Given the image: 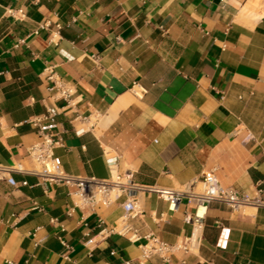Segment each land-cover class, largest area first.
<instances>
[{
  "label": "crops",
  "instance_id": "1",
  "mask_svg": "<svg viewBox=\"0 0 264 264\" xmlns=\"http://www.w3.org/2000/svg\"><path fill=\"white\" fill-rule=\"evenodd\" d=\"M57 79L74 91L66 111L50 90ZM46 107L67 175L107 179L112 160L142 186L180 190L214 171L252 194L264 188V0H0V165L34 167L31 121ZM12 176L17 187L0 181V264H139L144 241L119 232L124 196L91 213L64 185ZM136 198L141 214L128 222L141 235L174 244L190 234L193 205L170 212L157 194ZM143 264H264V208L212 203L197 250Z\"/></svg>",
  "mask_w": 264,
  "mask_h": 264
},
{
  "label": "built area",
  "instance_id": "2",
  "mask_svg": "<svg viewBox=\"0 0 264 264\" xmlns=\"http://www.w3.org/2000/svg\"><path fill=\"white\" fill-rule=\"evenodd\" d=\"M7 13L11 17L17 13L23 16L21 11L8 10ZM47 26V23L42 24L40 30ZM56 27L59 29L58 25ZM47 79L52 80V75L48 76ZM52 82L53 85L50 90L54 91L53 97L65 103L61 110L70 109L72 106L71 97L74 94L72 86L60 79ZM132 92L136 97H140L145 91L138 86H133ZM56 114L52 107H46L43 118L37 117L31 121L39 135V141L28 150V158L34 167L25 169L19 163L0 165V181L6 182L11 187H17L18 184L12 175L13 173H23L35 176L43 183L64 185L71 189L69 194L75 197V206L91 213H95L100 206H110L124 196L125 200L121 204L124 217L119 232L121 235L128 234L131 241H144L140 245L141 261L139 264H143L152 257H158L167 263L171 256L178 252L187 253L197 250L201 245L207 211L212 203H219L232 213L243 212L249 207L264 208V188H257L252 194L238 192L232 187L222 186L216 179L214 171H204L198 182H193L180 190L138 185L133 181L130 172H118L116 170L117 163L112 160H108L110 176L107 179L67 175L62 170L60 160L54 155V149L61 144L54 133ZM93 117L95 119L97 116L94 115ZM44 120L47 121L46 124H42ZM74 121L86 123L92 121V117L91 115H77ZM75 132L80 134L83 130L80 129ZM258 144L262 155H264V135L261 136ZM21 185L26 186L27 183L24 181ZM138 192L157 194L160 199L168 204L170 212H175L183 200L189 205H193V211L185 213L183 217V222L191 227L190 234L182 241L174 244L162 241L152 233L141 235L139 230L132 227L128 222L141 214L140 205L136 198ZM99 224H103L101 219H99ZM228 238L229 231L221 229L216 246L219 249H226ZM91 244H93L92 238L88 239L86 246ZM123 264L132 263L126 261Z\"/></svg>",
  "mask_w": 264,
  "mask_h": 264
}]
</instances>
